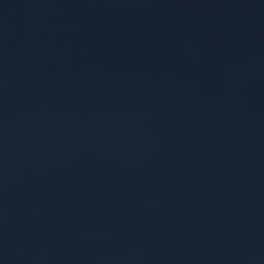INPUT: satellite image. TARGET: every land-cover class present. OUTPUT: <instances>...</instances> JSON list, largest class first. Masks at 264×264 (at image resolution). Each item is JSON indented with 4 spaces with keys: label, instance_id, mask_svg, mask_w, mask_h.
Segmentation results:
<instances>
[{
    "label": "water",
    "instance_id": "obj_1",
    "mask_svg": "<svg viewBox=\"0 0 264 264\" xmlns=\"http://www.w3.org/2000/svg\"><path fill=\"white\" fill-rule=\"evenodd\" d=\"M0 264H264V0H0Z\"/></svg>",
    "mask_w": 264,
    "mask_h": 264
}]
</instances>
